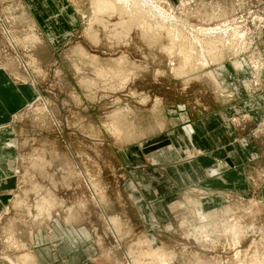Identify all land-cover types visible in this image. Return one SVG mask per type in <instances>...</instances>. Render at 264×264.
Listing matches in <instances>:
<instances>
[{
    "label": "rangeland",
    "instance_id": "1",
    "mask_svg": "<svg viewBox=\"0 0 264 264\" xmlns=\"http://www.w3.org/2000/svg\"><path fill=\"white\" fill-rule=\"evenodd\" d=\"M100 1L0 0V264H264V172L202 165L206 117L264 144V0Z\"/></svg>",
    "mask_w": 264,
    "mask_h": 264
},
{
    "label": "crops",
    "instance_id": "2",
    "mask_svg": "<svg viewBox=\"0 0 264 264\" xmlns=\"http://www.w3.org/2000/svg\"><path fill=\"white\" fill-rule=\"evenodd\" d=\"M29 100V88L26 87L25 84L16 83L7 69L5 70L4 68L3 70H0V127H3L1 129H11L9 131L8 129L0 130V192L8 183L11 169H14L11 167V164L16 155L15 146L13 145L14 134L11 138L9 136L10 133L12 134L13 130L8 124L11 122L13 115ZM243 104L244 105L242 106L236 107L237 111H239V108H244L246 106L248 107L247 110L250 112L255 110H257L256 113L259 112L254 105L255 103L251 102V100L244 102ZM220 119L221 118H218V115H215V117H206L202 120V139H209L208 142H210V144H204L202 141V152H205V155H202V165L210 163L209 159L206 158L207 156L210 157L209 155L211 153L216 158H221V156L224 155V151L226 153L224 157L228 160L224 162L219 161L220 163L218 162L216 165V167H218L216 168V171L222 172L224 166H228L229 164L233 166V169L230 172H226L223 176L220 175L219 177L212 178L208 183L222 187V185H228L226 179H234L231 188H234V190L239 193V183H244L247 186V183L249 182L248 176H246L245 179V166L252 164L260 168L257 170V168L254 167L256 168V172H258V176H260V170L264 172V144H261V146L260 144H252V141L248 136L239 137L237 134L238 132H235L234 128H228L227 125L222 127L223 124L221 125L219 123ZM223 119L224 118L221 119V122ZM207 121L210 122V124H208ZM207 133L209 134L207 135ZM180 150L181 149H177V152H180ZM203 179H207L204 174H202V180ZM261 192L264 198V184L262 185ZM2 203L3 200L0 196V208L2 207ZM75 257V254L72 255L71 260L73 261Z\"/></svg>",
    "mask_w": 264,
    "mask_h": 264
},
{
    "label": "bare ground",
    "instance_id": "3",
    "mask_svg": "<svg viewBox=\"0 0 264 264\" xmlns=\"http://www.w3.org/2000/svg\"><path fill=\"white\" fill-rule=\"evenodd\" d=\"M100 1V0H99ZM108 3H106V5H104L105 4V0H104V4H101L100 2L98 3L99 4V8L100 9H105L106 7L109 9V6H110V4L112 5V7H113V3H112V0H106ZM116 1V0H115ZM128 1V0H127ZM143 1H145L146 2V0H143ZM118 2V1H117ZM120 2V1H119ZM122 2V1H121ZM134 2V1H133ZM127 3V2H126ZM123 4V3H122ZM138 5V4H137ZM115 6V5H114ZM125 6V5H124ZM144 6V5H143ZM130 7V6H129ZM150 8V7H149ZM104 11V10H103ZM138 11V10H137ZM147 11V10H146ZM31 30V29H30Z\"/></svg>",
    "mask_w": 264,
    "mask_h": 264
}]
</instances>
